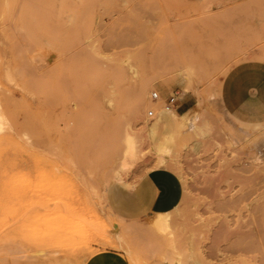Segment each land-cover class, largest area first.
<instances>
[{"label":"rangeland","instance_id":"374dc122","mask_svg":"<svg viewBox=\"0 0 264 264\" xmlns=\"http://www.w3.org/2000/svg\"><path fill=\"white\" fill-rule=\"evenodd\" d=\"M246 60L264 0H0V264H264V123L219 102ZM162 167L177 210L112 211L113 184Z\"/></svg>","mask_w":264,"mask_h":264},{"label":"crops","instance_id":"0c3cea01","mask_svg":"<svg viewBox=\"0 0 264 264\" xmlns=\"http://www.w3.org/2000/svg\"><path fill=\"white\" fill-rule=\"evenodd\" d=\"M170 99V98H169ZM219 102L232 119L246 124L264 123V61L246 60L233 66L223 78ZM175 100L182 112L191 109L188 99ZM184 198L180 176L169 168H157L144 174L132 187L113 184L108 190V203L113 212L129 220L170 214ZM86 264H130L125 256L106 250L91 257Z\"/></svg>","mask_w":264,"mask_h":264},{"label":"bare ground","instance_id":"6f19581e","mask_svg":"<svg viewBox=\"0 0 264 264\" xmlns=\"http://www.w3.org/2000/svg\"><path fill=\"white\" fill-rule=\"evenodd\" d=\"M158 98H159V96H158ZM176 99H178V97H176L175 96V100ZM173 109H176V106L175 105H173V104H169L168 103V107H167V110L168 111H173ZM153 114V113H152ZM129 155H131V153H128L127 155H125L124 157H123V161H122V163H121V166H120V168L121 169H127V167H128V164H127V157L129 156ZM165 218V217H164ZM164 223H165V221H164V219H162V218H160V217H157L156 219H155V221H154V224L156 225V227L158 226V227H162V226H164ZM151 224V223H150ZM161 229V228H160ZM190 264H204V261H203V259L201 258V256L200 255H198L197 253H195V255H192V258H191V263Z\"/></svg>","mask_w":264,"mask_h":264},{"label":"built area","instance_id":"2783aa9c","mask_svg":"<svg viewBox=\"0 0 264 264\" xmlns=\"http://www.w3.org/2000/svg\"><path fill=\"white\" fill-rule=\"evenodd\" d=\"M153 98L154 99H158V95L155 93V94H153ZM169 103V102H168ZM170 104H173V105H175V98H173L172 100H171V102H170ZM149 116L150 117H152L153 116V114L152 113H150L149 114Z\"/></svg>","mask_w":264,"mask_h":264}]
</instances>
